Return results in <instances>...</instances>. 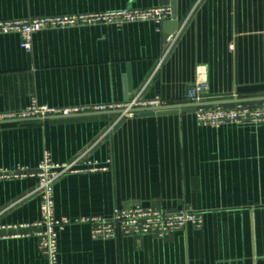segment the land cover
I'll return each mask as SVG.
<instances>
[{
  "label": "crops",
  "instance_id": "0c3cea01",
  "mask_svg": "<svg viewBox=\"0 0 264 264\" xmlns=\"http://www.w3.org/2000/svg\"><path fill=\"white\" fill-rule=\"evenodd\" d=\"M171 8L155 20L76 23L35 33L31 50L0 34V114L31 103L83 107L71 115L3 121L0 171H35L48 152L61 163L105 134L91 159L105 167L68 174L54 188L59 264H264V122L200 125L195 111L122 116L123 105L161 98L190 103L206 71L208 104L264 101V0H0V21ZM178 15L180 36L166 57L164 23ZM160 28V29H159ZM175 30V31H176ZM164 57V58H163ZM91 108L92 110H88ZM35 177L0 178V264H48L34 227L37 196L12 205ZM201 212V227L165 235L93 238L92 223L116 208Z\"/></svg>",
  "mask_w": 264,
  "mask_h": 264
},
{
  "label": "built area",
  "instance_id": "2783aa9c",
  "mask_svg": "<svg viewBox=\"0 0 264 264\" xmlns=\"http://www.w3.org/2000/svg\"><path fill=\"white\" fill-rule=\"evenodd\" d=\"M171 16V8L167 6H158L151 9H124L117 12L93 13L90 15H73V16H56V17H39L22 20H5L0 21V34L17 33L22 37V48L31 50L34 34L45 28H54L56 26H71L76 23H124L136 22L141 20H155L159 27ZM160 29V28H159ZM180 30L169 35L166 39L164 57L172 50L180 36ZM163 57V58H164ZM188 102H204L209 99V83L206 80V71L199 70L198 78L194 86L187 92ZM169 104L161 98L140 100V96L135 97L123 105H111L95 107L97 110H108L110 108L121 109L122 116H130L137 113L133 109L141 107H160ZM88 110H92L88 108ZM85 111L83 107L76 108H54L45 104L31 103L21 112H8L0 114V121L11 119H31L45 118L48 116L71 115L76 112ZM195 116L197 122L203 126L217 127L229 123H263L264 122V101L261 103H236L232 106L225 107L222 105L196 106ZM108 133V131L106 132ZM105 133V134H106ZM105 134L95 140L92 144L83 149L77 157L71 161L61 163L55 162L51 155L46 151L44 157L35 171H29L27 168L21 170L0 171V178L29 176L37 178L36 187L29 191L25 196L11 203L8 210L13 204L37 196L40 198L41 215L40 218L33 222L22 225L23 227H34L38 230L34 233L40 239V249L48 258V264H59V239L60 230L72 223L67 217L57 218L55 215L54 203V186L62 177L68 174H78L82 172H95L103 170L105 167L98 165L97 161L91 159V152L96 145L105 137ZM3 211L0 212V214ZM92 223V237L103 239H114L118 235H148L156 234L164 236L170 231H177L186 228L189 224L198 228L203 225L204 217L201 212L193 211L190 208L181 209L178 212H166L144 208L140 205L130 208H116L110 217L96 216L94 218L80 219ZM0 224V228H12Z\"/></svg>",
  "mask_w": 264,
  "mask_h": 264
},
{
  "label": "water",
  "instance_id": "95a60500",
  "mask_svg": "<svg viewBox=\"0 0 264 264\" xmlns=\"http://www.w3.org/2000/svg\"><path fill=\"white\" fill-rule=\"evenodd\" d=\"M178 25V15L174 12V17L164 23V32H166V37L169 35L175 33V30L177 29ZM233 102H245L244 100L241 99H235L232 100ZM230 101H217V102H211L213 104H227ZM208 102H194V103H178V104H166V105H161L160 107H138L133 109V111L139 112L141 115L144 114H154L157 112L158 114L161 113H175L178 112V110H191L195 111L196 106H202V105H208L211 104ZM31 119H38L41 120L40 118H31ZM27 120V119H25ZM25 120L22 119H11L9 121L13 122H24ZM3 123V121H0V124Z\"/></svg>",
  "mask_w": 264,
  "mask_h": 264
}]
</instances>
